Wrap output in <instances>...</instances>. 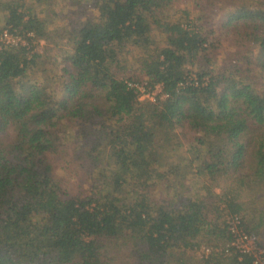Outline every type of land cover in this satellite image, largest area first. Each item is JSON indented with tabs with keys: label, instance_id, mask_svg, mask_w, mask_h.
<instances>
[{
	"label": "trees",
	"instance_id": "1",
	"mask_svg": "<svg viewBox=\"0 0 264 264\" xmlns=\"http://www.w3.org/2000/svg\"><path fill=\"white\" fill-rule=\"evenodd\" d=\"M31 2L43 16L0 0V33L68 51L51 94L30 80L41 55L0 46V264H253L189 251L228 245L231 217L264 243V0H193L195 16L183 0ZM144 79L166 98L141 101ZM165 137L186 139L189 166L156 152Z\"/></svg>",
	"mask_w": 264,
	"mask_h": 264
},
{
	"label": "rangeland",
	"instance_id": "2",
	"mask_svg": "<svg viewBox=\"0 0 264 264\" xmlns=\"http://www.w3.org/2000/svg\"><path fill=\"white\" fill-rule=\"evenodd\" d=\"M23 3H25L28 7H33L35 11H37L39 14L43 16L42 8L33 5L31 0H21ZM205 8V7H204ZM53 9L61 16H70V11H73L75 8L72 6V0H55ZM180 9H189L191 14L193 16L197 15V11L199 12H205L204 9H194L193 7V0H183L182 5L180 6ZM177 9H174L172 11V14L180 16L179 13H177ZM90 12V11H89ZM92 14L96 15V12H91ZM49 14V13H48ZM209 15L211 17L214 16V13L209 12ZM212 19V18H211ZM4 17L0 14V28H3ZM59 24H65L68 25L70 22L65 19L63 21L58 22ZM34 49L33 53H38L41 55V63L39 64V71H35L30 75V80L33 82H38L44 86H48V93L54 94L53 89H57L58 85H56L53 82V77L61 74V68L63 66L62 60L63 57H65V54L67 53V48L65 47V44H61L60 46H56V44H48L46 42H34L32 46L29 47V49ZM234 49L231 47L230 43L223 39L222 42H220V47L216 51L215 56L218 57V60L220 61V65L227 64V62L224 63L227 53H230ZM143 54L140 51L133 52L129 57V62L127 66H129L130 71L127 72V74L132 75L134 72H137V67L139 65V57H141ZM128 75V76H129ZM122 77H124L122 75ZM141 84L139 85H147V79H144L143 81H140ZM159 97V98H158ZM165 95L162 94V89L160 87H156L155 90L152 91L151 98H142L141 101H150V102H156L157 100H164ZM156 152L159 153L162 156V159L169 160L171 163H177L180 159H183V162H185L188 166L190 165V162L193 161V157L189 158L191 154L189 153V147L186 142V139H176V138H163L160 143L156 146ZM184 157V158H183ZM66 167V165H65ZM64 167V168H65ZM63 167L59 166L58 170H62L60 172V177L63 178L64 183L67 185L68 188H70V191L72 195H77L78 193H81L85 186V181L79 180L80 177L78 175H72L70 176L68 172ZM186 170H189L187 168ZM190 173L195 174L197 173L196 170L192 169L190 170ZM193 176H190L188 178L187 186L190 187L193 186ZM214 193L216 196L223 195V191L221 189H215ZM156 197L159 199L160 194L156 192ZM221 197V196H219ZM216 204H220L221 201L218 199L214 200ZM230 219H228L229 221ZM261 245L264 246V243L262 241ZM222 245V244H220ZM199 249L195 248L193 251H189L190 256L196 258L197 260L202 259L203 257H206L210 255L211 253H217L221 249H224L223 246L219 247H213L214 245H199ZM210 251V253H208ZM227 255V254H226ZM230 255V254H229Z\"/></svg>",
	"mask_w": 264,
	"mask_h": 264
},
{
	"label": "built area",
	"instance_id": "3",
	"mask_svg": "<svg viewBox=\"0 0 264 264\" xmlns=\"http://www.w3.org/2000/svg\"><path fill=\"white\" fill-rule=\"evenodd\" d=\"M19 45L28 46L29 44L21 38L12 36L8 33V31L0 33L1 47H13ZM129 86L136 89V92L139 94L140 99L144 97L147 99L151 98L152 91L149 92V90L146 88L147 85L143 86L130 83ZM228 224L232 240L228 245L224 247V249H221L217 253H225L229 255L233 251L241 255L249 256L250 258H252L253 264H264V246L261 245L257 237L244 232L240 226L241 221L237 217H231L228 221ZM208 253H210V251Z\"/></svg>",
	"mask_w": 264,
	"mask_h": 264
}]
</instances>
